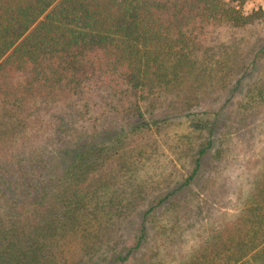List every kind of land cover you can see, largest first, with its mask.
Returning <instances> with one entry per match:
<instances>
[{
    "label": "trees",
    "instance_id": "trees-1",
    "mask_svg": "<svg viewBox=\"0 0 264 264\" xmlns=\"http://www.w3.org/2000/svg\"><path fill=\"white\" fill-rule=\"evenodd\" d=\"M242 1L0 0V85L13 74L22 76L6 87L1 101L0 264H70L65 257L75 247L90 256L88 264H124L144 242L146 221L154 216L159 223L153 235L161 243L173 241L176 221L162 223L156 209L174 211L167 199L189 184L197 157L188 176L142 213L132 244L108 252L92 234L104 226L107 231L112 220L126 221L136 204L113 207V175L105 172L122 149V129L114 137L105 129L83 133L25 159L12 157L1 144L12 145L20 132L32 129L39 120L36 105L45 99L83 97L105 82L112 89L124 85L138 100L156 86L179 88L188 78L202 77L206 67L197 60L196 31L209 21L250 23L255 17L239 10ZM146 124L134 123L130 130ZM178 264H264V180L254 181L230 223H220Z\"/></svg>",
    "mask_w": 264,
    "mask_h": 264
},
{
    "label": "rangeland",
    "instance_id": "rangeland-1",
    "mask_svg": "<svg viewBox=\"0 0 264 264\" xmlns=\"http://www.w3.org/2000/svg\"><path fill=\"white\" fill-rule=\"evenodd\" d=\"M238 8L255 18L241 26L209 21L196 31L197 60L206 67L202 77L188 78L179 88L156 86L138 100L124 85L112 89L105 82L83 97L45 99L36 105L39 120L32 129L20 132L12 145L1 144L8 146L12 157L25 159L70 144L83 133L96 135L105 129L107 137H114L122 129V149L105 172L113 175L109 188L114 191L113 207L118 204L123 210L125 202L136 204L126 221L112 220L107 231L104 226L105 231L99 228L101 232L92 234V240L100 238L101 249L108 252L124 251L132 244L142 213L175 181L188 176L197 157L189 184L167 199L174 211L156 209L162 223L169 226L176 221L173 241L161 243L153 235L159 223L154 216L146 221L144 242L124 264H149L153 259L180 263L220 223H230L254 181L264 180V0H244ZM12 76L0 85V111L6 87L22 80L19 74ZM140 121L147 124L130 130ZM72 253L65 255L70 264L91 263L77 247Z\"/></svg>",
    "mask_w": 264,
    "mask_h": 264
}]
</instances>
